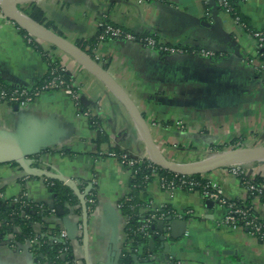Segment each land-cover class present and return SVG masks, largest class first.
Instances as JSON below:
<instances>
[{
  "label": "crops",
  "instance_id": "crops-1",
  "mask_svg": "<svg viewBox=\"0 0 264 264\" xmlns=\"http://www.w3.org/2000/svg\"><path fill=\"white\" fill-rule=\"evenodd\" d=\"M30 3L42 9L51 32L75 46L77 41L94 38L104 19L137 36L153 35L160 44L215 53L214 58L194 53L169 57L139 42L101 41V37L92 53V60L137 106L154 144L168 161H193L214 151L264 147V77L247 62L259 61L250 31L264 28V0L237 3L245 28L215 10L214 0L143 4L136 0H25L17 8L25 14L23 9ZM30 37L0 9V80L30 88L48 77L51 58L65 68L81 99L76 106L62 90H56L41 93L28 107L0 105L3 201L25 192L33 202H53L44 179L28 175V170L17 163L22 157L30 162V170L68 179L77 189L94 178L96 200L88 213L87 231L77 228L83 219L81 206V213L72 206L67 214L35 223L37 235H46L43 230L56 233L65 229L76 264H264V243L244 228L222 225L224 209L216 202L197 192L170 194L155 179L140 195L148 202L145 212H151L152 207L189 211L190 215L182 217L186 221L184 237H167L168 243L174 244L166 258L159 239L163 232L158 229L166 222L155 220V233L149 239L155 258L143 261L133 254L130 261H123V255L130 253L129 240L124 215L117 206L130 192L131 175L108 154L145 156L143 134L119 99L75 57ZM88 110L98 119L102 134L82 115ZM242 164L253 178L260 177L264 188V157ZM201 176L219 183L227 198L250 207L264 222V201L250 197L224 167ZM9 240H0V264H49L46 259L37 261L26 243L16 249L10 247Z\"/></svg>",
  "mask_w": 264,
  "mask_h": 264
},
{
  "label": "built area",
  "instance_id": "built-area-1",
  "mask_svg": "<svg viewBox=\"0 0 264 264\" xmlns=\"http://www.w3.org/2000/svg\"><path fill=\"white\" fill-rule=\"evenodd\" d=\"M138 4H143L145 2H154L156 0H136ZM217 7L224 14L231 17L233 23L240 27H244L243 23L240 20L237 11L233 7V4L229 0H216ZM99 28H103V33L109 38L113 39H122L126 41H136V37L128 32L123 31L120 28L114 27L103 19L98 24ZM250 34L254 40L257 58L259 59L258 63H254L253 60L247 61L250 66L257 72L260 76L264 77V28L261 30L250 31ZM29 37V36H28ZM31 38V37H30ZM139 43L143 46L154 49L163 56H174V55H183L186 54V50L182 48L170 47L164 44L158 43V41L152 36L148 35L143 38L138 39ZM207 58L216 57L215 53L210 50H197L193 52ZM48 67L49 75L47 79L43 81L40 86H33L31 88H7L0 84V105H16L20 108L28 107L34 103L38 96L43 92L62 90L73 102L74 105L78 106L80 104L81 94L79 92L78 86L74 83L71 78H66V70L63 66L59 65L57 61L49 58ZM82 115L88 118L89 123L97 127L102 132V127L99 125V122L96 120V116L90 111L82 112ZM96 120V121H95ZM146 121V120H145ZM109 156L115 157L119 160V163L126 167L130 171V175L134 173V168L143 163H147L148 167H153L155 165L146 155L143 157H133L127 152H118L108 154ZM208 159V158H207ZM204 160V159H203ZM226 174L232 178H235L239 181V184L244 188L246 193L251 197H260L264 201V188L261 184L255 183L254 178L250 175L248 169H246L242 163L230 164L224 167ZM203 182H199L191 177V175H179L175 174L171 177H162L158 174L155 168L152 169L151 178L158 181L160 188L163 191L169 192L170 194L176 191H186L190 193L197 192L202 198L210 199L216 202L219 206L224 209V215L220 221L222 225L231 229L244 228L249 235L262 241L264 243V222L252 211L250 207L240 204L239 202L229 199L224 195V191L221 185L215 182L213 179L202 176ZM47 182V178L42 177ZM148 176L146 177V179ZM91 185L88 188L85 187L84 192L82 193L85 197L86 203L90 205L96 204V200L93 197V186L95 184V179L90 180ZM24 198L29 201V198L25 192H22L20 195L14 197L10 200V206L13 204L19 203L20 199ZM0 199L3 200V194L0 188ZM125 201H129L130 198L128 194L122 197ZM24 204V203H22ZM118 209L120 205L118 204ZM87 208V207H86ZM162 208H150L151 213L148 215L143 224L138 227V231L142 236H148L149 231L148 227L152 224L153 220H164L165 214L161 212ZM44 211V210H43ZM47 214L42 216V219L47 216H52L55 214V208H51L48 205L46 209ZM93 210H89L91 213ZM88 213V210H87ZM47 215V216H46ZM172 218L180 219L184 215H190L189 211L183 213L172 212ZM170 216V215H169ZM22 217L26 218L25 215ZM128 219L124 217V229L127 237L129 236L128 232ZM77 228L79 231H83L82 220L77 223ZM18 231V229H16ZM157 233V232H156ZM40 236L35 233L33 237L27 239L24 243L28 245L29 249L37 248L41 245ZM69 240L68 233L65 229L60 230L49 237V245H54L58 242L67 243ZM10 247L16 248V242L13 239L9 240ZM128 249L130 253H135L136 249L131 246V239L128 242ZM68 247L64 248V252L68 251ZM63 255V254H62ZM156 255L152 254L150 258H154Z\"/></svg>",
  "mask_w": 264,
  "mask_h": 264
},
{
  "label": "trees",
  "instance_id": "trees-1",
  "mask_svg": "<svg viewBox=\"0 0 264 264\" xmlns=\"http://www.w3.org/2000/svg\"><path fill=\"white\" fill-rule=\"evenodd\" d=\"M229 1L233 4V7L237 11V14L239 15L240 20L242 22V18L239 14V10L237 7V3L241 0ZM23 10L31 20L49 30L50 25L48 24V21L45 20L43 11L40 7L36 6L33 3H30L26 4ZM103 31V28H99L97 35L89 41H77V48H79L83 53H85V55H87L90 59H93L92 53H94V50L98 47L101 40L100 37L102 38L101 41H104L109 38L103 33ZM134 36L136 37L135 42H139V38H143L148 35ZM153 37L155 38V36ZM185 50L187 53H193L194 51H197L188 49ZM68 77V74H66V78ZM43 81L35 84L34 87L40 86ZM0 84L7 88H28L10 86L2 82L1 80ZM96 120L98 121V119ZM91 127H93V129H95L98 134H102V132L97 127H94L92 125ZM35 158V160H38L37 157ZM153 168H155L158 174L162 177H171L174 175V173L166 171L156 165H153V167H148L147 163L138 165L134 168V173H132L129 180L130 192L128 193V197L130 198V200L125 201L124 199H121L118 203L120 205L119 210L122 212L124 217H127L129 221L127 225L129 236L127 237V239H131V246L136 249L134 255H136L139 259L143 261L151 259L150 257L152 256V254H154L152 251H150L149 239L151 238V236H154L153 234L155 233V230L153 229V222H155V219L153 220L152 224L147 228L149 231L148 236H142L137 230L138 227L143 224L145 218L148 215L152 214L151 212H145V209L148 206V202L143 200L142 196L140 197V195L144 192L146 184L152 180L151 173ZM147 176L148 178L146 179ZM191 177L199 182L204 181L202 179L203 177L201 176V174L191 175ZM46 180V186L50 194L52 195L55 206H61L63 208L64 214L68 213L70 207L76 206V211L78 213H81L79 200L72 189H70L58 180L49 178H47ZM254 181L255 183L260 184L262 180L260 179V177L256 176L254 178ZM89 185H91L90 181L83 182V188H78L80 190V193H83L85 187ZM92 193L95 199L94 190L92 191ZM9 203L10 201H3L2 199H0V240L4 239V237L13 239V241L16 242L17 249L20 244L24 243L27 239H30L35 235L34 224L40 222L42 220V216L44 214H47L46 209L48 208V204L43 202L36 203L31 200L27 201L24 198H21L19 203L13 204L12 206H10ZM86 207L88 213H90L89 210H93L95 208V204L90 205L86 203ZM161 212L165 214V217H167L169 215L172 216L171 213L175 211L173 209H170V207H163L161 209ZM22 215H25L26 218L22 217ZM54 215H57V213L55 212ZM16 229H18V231H16ZM43 231L46 235L40 236L39 239L41 245L37 248L30 249L33 255L36 257V260L42 261L46 259L49 264H76L69 243L58 242L54 245H49V237L55 232L48 230ZM260 243L263 242L260 241ZM65 247L69 248L67 252L63 251ZM132 256L133 253L124 254L123 261H130Z\"/></svg>",
  "mask_w": 264,
  "mask_h": 264
},
{
  "label": "water",
  "instance_id": "water-1",
  "mask_svg": "<svg viewBox=\"0 0 264 264\" xmlns=\"http://www.w3.org/2000/svg\"><path fill=\"white\" fill-rule=\"evenodd\" d=\"M25 0H0V9L2 13L14 21L21 29H23L25 32H27L28 35L35 39H39L41 41H45L47 43H50L51 45L71 54L73 57H75L83 66H85L91 73H93L100 81L104 83V85L119 99V101L122 103V105L129 111L133 119L135 120L138 128L143 134L144 142L146 145V151L145 155L158 167L169 171L171 173L179 174V175H195V174H203L206 173L212 169L219 168V167H225L230 164H235L233 162H228L229 160H232L234 158H237L239 156H243L245 154H251V155H258V154H264V147L263 148H251V149H234L231 151H228L226 153H222L221 155L224 156L219 160L212 161L210 163H207L201 167L195 168V169H185L180 166L181 163H175L173 161H168L165 159L158 147L154 144L149 128L147 127L146 121L141 115L139 109L137 106L133 103V101L130 99V97L121 89V87L113 80L108 73L103 70L99 65H97L92 59H90L85 53H83L79 48H77L74 44L70 43L69 41L65 40L64 38L54 34L50 30L44 28L43 26H40L39 24L35 23L33 20H31L26 14L21 12L19 8H17V5L22 3ZM214 9L218 8L216 4V0H214L213 4ZM216 10V9H215ZM23 15L24 18H27L28 20L32 21L33 23L37 24L38 26L42 27L46 31H49L51 33V36L43 35L35 29H33L29 23L21 16ZM17 163H19L23 169H25L28 175L35 176V177H44L49 179H55L60 182H62L64 185L69 187L74 191L77 198L79 199L80 206L83 211V219H82V225L83 230L87 231V223H88V213L86 208V201L85 197L82 193L79 192V190L76 188L74 183L68 179H65L63 177L53 175L47 171H35L30 170L29 165L30 162L26 160L24 157L16 159ZM249 161V160H248ZM248 161L241 160L237 163H246ZM51 208H55L57 215H63L64 211L61 206H55L53 202L49 204ZM166 224L161 222L160 229L163 234H161V237L159 238L161 243V248L164 253H166L165 257H168L169 247L174 244V242L168 243L167 237L173 240H178L184 237L185 234V227H186V221L182 218H172L171 216H167L164 220ZM67 232V231H66ZM68 233V232H67ZM69 237V235H68ZM151 243V241H150ZM155 255V254H154ZM136 260V257H134ZM155 258V257H154ZM152 259V258H151Z\"/></svg>",
  "mask_w": 264,
  "mask_h": 264
},
{
  "label": "bare ground",
  "instance_id": "bare-ground-1",
  "mask_svg": "<svg viewBox=\"0 0 264 264\" xmlns=\"http://www.w3.org/2000/svg\"><path fill=\"white\" fill-rule=\"evenodd\" d=\"M23 18L24 16L21 15ZM28 23L29 25L35 29V31L43 34V35H46V36H51V33L49 31H46L45 29H43L42 27L38 26L37 24L33 23L32 21L28 20L27 18H24ZM222 156L221 154H218V155H215V156H212L208 159H204L202 161H196V162H193V163H181L180 166L185 168V169H195V168H198V167H201L207 163H210L212 161H216V160H219L221 159ZM261 157H264V154H258V155H251V154H245L243 156H239L237 158H234L232 160H229L228 162H233V163H236V162H239L241 160H244V161H248V160H255V159H260Z\"/></svg>",
  "mask_w": 264,
  "mask_h": 264
},
{
  "label": "rangeland",
  "instance_id": "rangeland-1",
  "mask_svg": "<svg viewBox=\"0 0 264 264\" xmlns=\"http://www.w3.org/2000/svg\"><path fill=\"white\" fill-rule=\"evenodd\" d=\"M226 152H228V151H225L224 153H226ZM216 154V153H218V154H220V153H223V152H219V151H214V152H211V153H206L205 155H204V157H200V158H198V159H195V160H193V161H190V160H188V161H181V162H179V163H193V162H196V161H201V160H203V159H205V158H207V157H210V156H212V154ZM215 156V155H214ZM195 175H197V174H195ZM199 175V174H198Z\"/></svg>",
  "mask_w": 264,
  "mask_h": 264
}]
</instances>
